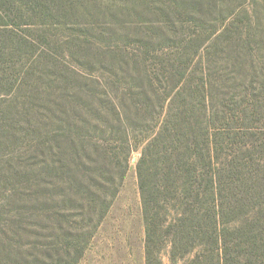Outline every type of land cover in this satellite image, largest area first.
Wrapping results in <instances>:
<instances>
[{
    "label": "trees",
    "instance_id": "obj_1",
    "mask_svg": "<svg viewBox=\"0 0 264 264\" xmlns=\"http://www.w3.org/2000/svg\"><path fill=\"white\" fill-rule=\"evenodd\" d=\"M223 7L224 1L219 0H0V88H6L5 93H0L13 96L17 84H21L30 91L28 98L31 100H37L40 94L49 97L47 106L38 108L44 113L37 114L34 110L30 117L27 102L22 103V127L13 117L18 115L17 104L9 106L7 115H2L5 123H1L0 118L3 145L8 141L13 143V139L27 131L26 128H34L35 134L32 145L17 149L15 162L10 158L0 161V184L7 182L5 188L12 193L11 196L5 195L0 204V264L79 263L125 178L129 155L133 151L131 141L136 137L134 131L153 116L154 104L160 107L159 113H165L166 118L153 128L143 130L141 156L136 164L145 224V264H162L160 252L157 249L154 252L153 240L166 222V216L170 218L166 233L171 239V258L196 252L188 264H210L209 260L214 257L217 262L213 264H256L252 261V254L258 250L256 236L250 239L253 242L239 241L232 246L226 240L230 229L228 223L223 225L222 221L233 207L227 209L222 201V183L230 177L224 172L223 165L216 166L212 162L214 142H219L217 136L210 139L208 133L201 132L199 121L206 119L207 113L204 98L199 105L194 104L191 94L185 97L178 93L173 97L169 94L159 99V95L155 96L151 90L154 83L147 74L145 61H133L131 67L135 74L127 78L108 71L103 81L93 82L92 86L95 84L98 90L89 93L77 89L72 96L66 90L53 91L51 88L58 76L49 70L57 61L46 54L36 55L42 44H49L46 35L40 34L32 40L21 34V29L29 26L44 30L57 27L72 30L83 25L84 31H102L107 26L124 27L130 22L139 26L145 24H137L144 22L143 16H151L160 24L164 18H175L173 24L180 28V23L191 21V16L194 17L192 21L198 23L204 22L202 18L208 20L212 17L211 20L216 21ZM34 54L35 60L42 58L37 60L39 64L46 65L40 71L41 76L35 78L39 84L24 85V81L34 75L29 68L22 70L18 81L9 74L14 71L7 70L12 67L2 66L3 59L11 56L17 58L11 60V66L22 67V58ZM181 65V60L172 61L170 69L185 79L184 89L187 77ZM120 67L118 64L119 70ZM43 82L50 85L49 90L43 89ZM178 82L181 80L173 85L178 86ZM112 85L129 91L122 90L113 96L105 89L100 90ZM132 87L135 93L131 92ZM74 97L85 101L77 106L73 102L79 99ZM178 101H181L179 108L182 111L173 112L172 105ZM124 102L131 103L132 113L124 107ZM11 103H15V99ZM106 103L112 108L101 109ZM93 104L97 108L92 107ZM103 112L114 120L111 133L120 135V145L111 147L112 151L120 149V157L108 153L97 141L92 143L91 149L88 146L90 131L100 128L93 122L100 124L103 119L105 124L107 121ZM187 113L191 115L185 119ZM194 113H198L195 117L198 125L193 123ZM134 118L139 123L133 121ZM143 131L138 130L140 134ZM204 136L206 154L200 150ZM122 151L125 152L124 158ZM90 152L95 156L93 159H90ZM9 174L11 179L7 181ZM259 209L254 222L264 223V210ZM162 212L166 216L161 219ZM86 219L87 226L91 227L89 231L83 227V221H75ZM246 222L249 221L242 222L233 232L244 238L246 233L253 234L255 226L245 230ZM260 223L257 224L259 227ZM24 237L31 241L23 243ZM246 246H249V255H242Z\"/></svg>",
    "mask_w": 264,
    "mask_h": 264
},
{
    "label": "rangeland",
    "instance_id": "obj_2",
    "mask_svg": "<svg viewBox=\"0 0 264 264\" xmlns=\"http://www.w3.org/2000/svg\"><path fill=\"white\" fill-rule=\"evenodd\" d=\"M219 1H224V7L218 20L212 21V17L208 20L201 17L204 22L198 23L192 21L194 17L191 16V21H182L180 28H177V24H173L175 18H164L160 24L151 16H143L144 22L137 24H145L139 26H134L135 22H130V25H123L124 27L107 26L102 31L98 29L84 31L83 25L72 30L62 27L44 30L29 26L23 27L21 34L32 40L37 39L40 34L46 35L49 44H42L36 55L46 54L57 61L55 67L49 70L51 74L58 76L51 88L53 91L66 90L72 96L77 89L89 93L93 89L98 90L95 84L92 86L93 82L99 79L103 81V78L108 76V71L127 78L135 74L131 67L133 61H145L147 74L149 73L154 83L151 90L156 93L155 96L159 95V99L169 94L171 97L176 93L182 97L191 94L194 104L199 105L204 98L207 113L206 119L202 118L199 121L202 128L200 131L208 133L210 139L217 136L219 142H214L212 162L216 166L223 165L224 172L230 177L225 178L222 183V201L227 209L233 207L230 210L232 213L227 211L228 215L222 221L223 225L228 223L230 229L226 240L232 246L256 236L258 250L252 254V261L256 264H264V223L254 222L257 220L259 208L264 210V0ZM11 58L7 56L2 64L12 67L7 68L14 71L9 74L19 81L22 70L29 68L34 75L28 78L29 81L25 80L24 85L39 84L35 78L41 76L40 71L46 66L37 61L42 58L35 60V54L24 56L22 67L11 66V60H17L15 57ZM180 60L182 71L185 69L183 72L187 77V87L184 89L182 85L185 79L180 78L175 70L170 69V62ZM121 61L125 62L121 63ZM118 64L121 65L120 70ZM180 80L178 86L173 85ZM10 82L13 83V80ZM41 85L45 91L50 89V85L46 82ZM133 88L131 92L135 93L136 90ZM4 89L6 88H0V92L5 93ZM103 89L113 96L122 90L129 91L128 88L115 85L100 88ZM1 93V123L6 122L2 115H7L8 107L17 104L18 115L13 117L20 127L23 126L24 115L21 112L24 101L30 109L28 111L30 117L34 110L37 114L44 113L38 108L47 106L46 101L49 99L45 94H40L37 100H31L28 98L31 95L30 91L21 84H17L13 96ZM13 99L15 103L12 104ZM73 99H79L73 102L77 106L85 101L79 97ZM154 103L157 101L154 100ZM180 104L181 101L173 103L172 111L181 112ZM60 105L63 106L62 103ZM154 106V114L153 112L151 114L153 116L141 128L138 127L139 131H143L145 127L151 129L166 118L165 113H159L160 107L156 104ZM31 107L35 108L31 109ZM92 107L97 108V105L93 104ZM102 107L100 108H112L109 103L103 104ZM124 107L130 113L133 112L130 102H124ZM190 115L191 113L184 114V118L187 119ZM192 115L193 123L198 125L195 121L198 113ZM103 117L107 120L105 124L103 119L100 124L93 122L100 128L95 132L90 131L88 146L91 149L92 143L97 141L104 145L108 153H114L116 158L120 157V149L112 151L111 148L120 145V135L111 133L110 126L114 120L104 112ZM133 121L139 123L135 118ZM26 130L21 131L22 133L13 139V143L8 141L3 145L0 139V161L10 158L15 162L17 149L34 143V128H26ZM138 130L134 131L136 137L131 141L133 151L129 155L125 178L116 197L111 201L107 215L89 241L78 264H145V224L136 174V164L141 156L140 141L145 132L140 134ZM204 140H206L205 136L202 138L200 150L206 154L207 150L203 147ZM89 154L90 159L95 157L93 153ZM121 154L124 158L125 152L122 151ZM10 176L7 175L6 180L11 179ZM6 183L0 184V204L5 195L12 194L5 188L8 187ZM161 215V219L166 216L163 212ZM245 220L249 221L246 222L245 230L254 226L256 229L251 235L246 233V238L240 233L233 232V229ZM75 221L78 223L83 221V227L88 231L91 228L87 226V219ZM169 223L170 218L166 216V222L153 240L154 252L156 249L160 252L162 264H188L196 252L184 257L171 258V239L166 233ZM259 223L260 227L257 225ZM27 241L31 239L22 238L23 243ZM248 249L249 246H246L242 255H249ZM202 251L199 250L200 253ZM239 256L242 257L240 253ZM216 262V257L209 260L210 264Z\"/></svg>",
    "mask_w": 264,
    "mask_h": 264
}]
</instances>
